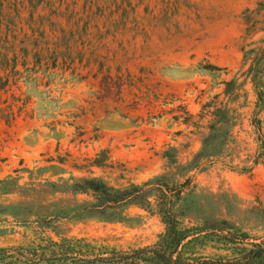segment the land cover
<instances>
[{"label": "rangeland", "instance_id": "1", "mask_svg": "<svg viewBox=\"0 0 264 264\" xmlns=\"http://www.w3.org/2000/svg\"><path fill=\"white\" fill-rule=\"evenodd\" d=\"M246 15L264 27V0H0V247L32 240L53 203L90 199L64 191L72 178L141 183L168 170L170 146L188 164L231 79L230 139L184 173L201 191L236 196L227 216L264 242V220L247 211L264 207V106L241 50L264 30L248 35ZM63 222L68 235L124 247L164 230L136 206L122 220Z\"/></svg>", "mask_w": 264, "mask_h": 264}, {"label": "trees", "instance_id": "2", "mask_svg": "<svg viewBox=\"0 0 264 264\" xmlns=\"http://www.w3.org/2000/svg\"><path fill=\"white\" fill-rule=\"evenodd\" d=\"M260 12L261 7L257 10ZM245 21L248 35L264 30L256 27L262 21L250 15L245 16ZM241 50L242 74L253 85L257 107H262L264 39L243 45ZM236 85L235 79L225 81L228 102L209 104L212 107L209 132L192 161L180 163L176 147L170 146L163 154L168 170L141 183L114 186L96 176L66 181L61 185L64 191L87 194L90 199L64 205L53 203L52 211L38 217L34 225L36 236L32 240L0 247V264H264V242L227 216L238 198L227 193L201 191L186 174L203 157L221 152L230 139L236 118L230 101L237 96ZM102 162L99 157L93 160L97 166H102ZM13 206L20 207V204ZM132 206L157 215L164 224V230L152 243L124 247L107 238L68 235L63 231L64 219L99 216L122 220ZM247 211L264 220L263 206H253Z\"/></svg>", "mask_w": 264, "mask_h": 264}]
</instances>
